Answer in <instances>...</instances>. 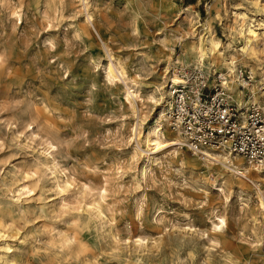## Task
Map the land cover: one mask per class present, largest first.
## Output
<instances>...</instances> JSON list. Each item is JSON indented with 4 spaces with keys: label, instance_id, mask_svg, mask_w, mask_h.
<instances>
[{
    "label": "rangeland",
    "instance_id": "obj_1",
    "mask_svg": "<svg viewBox=\"0 0 264 264\" xmlns=\"http://www.w3.org/2000/svg\"><path fill=\"white\" fill-rule=\"evenodd\" d=\"M195 67L264 110V0H0V264H264V170L144 143Z\"/></svg>",
    "mask_w": 264,
    "mask_h": 264
},
{
    "label": "built area",
    "instance_id": "obj_2",
    "mask_svg": "<svg viewBox=\"0 0 264 264\" xmlns=\"http://www.w3.org/2000/svg\"><path fill=\"white\" fill-rule=\"evenodd\" d=\"M169 82L168 125L192 153L205 149L241 156L264 169V110L241 105L220 77L208 84L203 68H186Z\"/></svg>",
    "mask_w": 264,
    "mask_h": 264
},
{
    "label": "bare ground",
    "instance_id": "obj_3",
    "mask_svg": "<svg viewBox=\"0 0 264 264\" xmlns=\"http://www.w3.org/2000/svg\"><path fill=\"white\" fill-rule=\"evenodd\" d=\"M88 19L91 20V17L88 16ZM206 27H207V25H206ZM206 31L209 32L208 29H206ZM247 34L249 36V40L246 43V48L248 47V44H249L250 41L257 39V37H258V34L255 31L251 30V29H247ZM209 36H211V33L209 34ZM207 44L209 46V47L207 46V49H204V47L201 46V45L199 47L192 46L190 48L189 51L191 52L190 54H192V59L194 60L195 64H198V65L201 64L202 65L203 58L208 53H209V55H211L214 51H217L218 44L211 37L207 41ZM207 51H208V53H207ZM188 62H189V59L187 58L186 63H188ZM229 65L231 66L229 68L230 73L231 72L234 73V69H235L234 64L232 62H230ZM106 70H107V77L111 78V79L116 77L115 71H118V73L121 76H125V74H126L125 69L120 65V63H117L115 65L112 60L108 63V66H107ZM225 83H226V81L222 82V84H225ZM168 95H169V93H168ZM239 95H242V94H239ZM129 96H132L133 98H136L138 96L137 91H134V90L129 91V89H128V93L126 94V98H129ZM241 101H242V99H241ZM252 101L254 102V100H251V102ZM166 103L168 105L169 101L166 102ZM161 115H163L165 117L164 114H161ZM162 130L163 129H161V126H160V123H159V125L154 127L151 130V132H149L147 134V136L145 137V140H144L145 142L144 143L150 149V150L148 149L149 151H153V153H155L154 151H156L158 148H160V150H161V147L162 146L164 147V145H167V144H171L172 145V144H176V143H178V144L182 143V140H181V138L179 136H178V139L177 138L166 139V137L162 133ZM210 151H212V150L205 149L204 152L202 153L203 154L202 156L204 158H206L208 161H216V160H218L220 158L222 159L221 162L225 166H227V168H228L227 169L228 172H226L225 174H222V180H223V182L225 184H227V185L235 184L237 187L241 188L242 184L240 182L242 181V179L250 181L251 183H255L254 181L256 179H259V180L262 179V178H260V176H262V172L261 171H263L264 169L261 166L254 165V164L246 162L248 164V166L242 168L241 164L239 162H235L234 163L233 161L230 160V158L228 157V153L223 151L225 153V155H224V154H221V153H214V152H210ZM193 154H195V153H193ZM237 157L242 158L239 155H237ZM225 162H228V163L226 164ZM219 190H222V189H219ZM259 202H260L259 203L260 207L264 209V201H263V199H259ZM221 222H223V221L220 220V224H221Z\"/></svg>",
    "mask_w": 264,
    "mask_h": 264
}]
</instances>
